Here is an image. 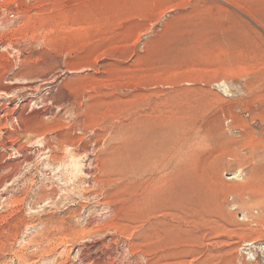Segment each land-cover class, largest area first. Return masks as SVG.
Segmentation results:
<instances>
[{
  "label": "rangeland",
  "instance_id": "obj_1",
  "mask_svg": "<svg viewBox=\"0 0 264 264\" xmlns=\"http://www.w3.org/2000/svg\"><path fill=\"white\" fill-rule=\"evenodd\" d=\"M263 20L264 0H0V264H264ZM158 193L176 206L147 212Z\"/></svg>",
  "mask_w": 264,
  "mask_h": 264
},
{
  "label": "bare ground",
  "instance_id": "obj_2",
  "mask_svg": "<svg viewBox=\"0 0 264 264\" xmlns=\"http://www.w3.org/2000/svg\"><path fill=\"white\" fill-rule=\"evenodd\" d=\"M263 12V11H262ZM258 21V20H257ZM264 21V20H263ZM261 26V25H260ZM218 87H222V88H224V89H226V90H228L229 91V88L225 85V83H221V84H218ZM159 107V106H158ZM156 109H157V107H156ZM158 110H161L160 108H158ZM101 111V110H100ZM176 112V111H175ZM179 113V115H180V113L181 112H178ZM177 113V114H178ZM158 116H160V114L158 115ZM176 116H178V115H176ZM163 117V116H162ZM166 118V117H165ZM158 119V118H157ZM167 119V118H166ZM157 121V120H156ZM144 122H146V125H145V127L147 126H150V129L152 128V130H153V133L154 134H156V131L157 130H159L160 131V127L163 125V123H165L164 122V119L162 118L161 120H159V122H151L150 121V123H148L149 121H144ZM172 122H173V120H172ZM170 123H171V121H170ZM173 123H175V122H173ZM172 123V124H173ZM178 123H180V122H178L177 120H176V123L175 124H178ZM171 125V126H175V127H177V125ZM168 126V125H167ZM139 127V126H138ZM141 127V126H140ZM163 127V126H162ZM164 127H166V125H164ZM170 127V126H169ZM144 128V127H143ZM173 128V127H172ZM141 128H139V130H140ZM144 129H146V128H144ZM34 130V129H33ZM143 130V129H142ZM151 131V130H150ZM138 132V131H137ZM146 132H147V130H146ZM152 133V134H153ZM137 134V133H136ZM139 134H141V133H139ZM151 134V133H150ZM151 134V136H153ZM161 134V133H160ZM147 135V134H146ZM149 135V134H148ZM147 135V136H148ZM140 137V136H139ZM157 137V136H156ZM142 138V137H141ZM148 138V137H147ZM70 140L69 139H62V140H60V142H58V145L62 148L63 146H66L67 144H68V142H69ZM156 141V140H155ZM148 142V141H147ZM144 143V142H143ZM142 144V143H141ZM160 148V147H159ZM163 149V148H162ZM60 150V149H59ZM72 154H73V152H72ZM78 157V156H77ZM79 159V158H78ZM98 160V159H97ZM70 162V161H69ZM70 164V163H69ZM97 167H98V170H99V175H101V174H104V171L106 170V172L107 171H110V167L108 166L109 165V162H107V161H104V162H102V161H98V163H97ZM158 168V167H157ZM97 169V168H96ZM97 170V171H98ZM64 171H66V172H69V176H72L73 178H76L78 175H80L81 173H82V171H81V167H80V164H79V162H73L71 165H68V168L66 167V169L64 170ZM96 171V172H97ZM101 173V174H100ZM68 174V173H67ZM92 177H94V176H92ZM100 177V176H99ZM240 177V172H237L236 174H234L233 176H232V178H230L229 180H235V179H238ZM96 178V177H95ZM70 181V180H69ZM98 183H100V184H103V185H106L107 184V182H109L108 180H107V176H106V178L105 179H97L96 180ZM68 182V181H67ZM73 182V181H72ZM147 184V183H146ZM132 187H134V186H132ZM242 192V191H241ZM52 194V193H51ZM195 195H194V197L191 199V202H192V207H193V209H198V210H201L203 213H204V215L205 216H207V215H209L210 213H211V211H212V207H211V198H210V196L209 195H206V194H204V193H197V192H195L194 193ZM70 195V194H69ZM51 196V195H50ZM82 196V195H81ZM104 196V195H103ZM146 196V195H145ZM149 197V196H148ZM51 198V197H50ZM133 198V197H132ZM185 198V197H184ZM187 198H189V196H187L186 197V199ZM125 200V199H124ZM139 202V201H138ZM140 203V202H139ZM142 203H144V207H146L147 209H146V211L147 212H151V211H153V212H157V211H160L161 209H164L165 207L167 208V206L169 207V208H173V207H175L176 205H175V202L174 201H172V200H170V199H167L166 198V196H162L160 193H158V195L157 196H155L154 198H152V199H149V198H146L145 197V199H143V201H142ZM151 204H154V206L153 207H150L151 206ZM123 208V207H122ZM183 209H184V207H183ZM136 211V210H135ZM138 214V213H137ZM207 214V215H206ZM129 215V214H128ZM125 216H127V214L125 215ZM205 216H203L204 218H205ZM202 217V219H204ZM61 222H62V220H60ZM61 222H59V223H55V228H56V230H57V235L61 238V239H63L64 240V238H68L67 237V235L65 234V233H67L66 231H68V230H66L65 231V227L63 228V226H62V223ZM44 224V223H43ZM52 225H53V222H52V220H51V218H50V228L52 227ZM63 228V229H62ZM106 228V227H105ZM104 228V229H105ZM98 230V229H97ZM47 231V230H46ZM51 232V231H50ZM76 232V231H75ZM75 232H73V234H72V231L71 232H69V234L71 233V235H70V237H72L73 239H71V240H77V239H81L82 240V238L84 237L83 235H81L80 233H75ZM83 233V232H82ZM80 234V235H79ZM47 236V235H46ZM54 234H52V233H50V240L52 239L53 240V238H54ZM57 236V237H58ZM85 238V237H84ZM55 239H56V237H55ZM70 240V241H71ZM254 245V242H252V243H247L246 244V247H252ZM262 249V248H261ZM257 259V258H256ZM254 262H256V261H254ZM257 263V262H256Z\"/></svg>",
  "mask_w": 264,
  "mask_h": 264
},
{
  "label": "built area",
  "instance_id": "obj_3",
  "mask_svg": "<svg viewBox=\"0 0 264 264\" xmlns=\"http://www.w3.org/2000/svg\"><path fill=\"white\" fill-rule=\"evenodd\" d=\"M243 117H244L245 119H250L248 113H245V114L243 115ZM256 123H257V121H253L251 124H256ZM224 124H225V126L227 127V126H229V125L231 124V121L228 120V119H226V120L224 121Z\"/></svg>",
  "mask_w": 264,
  "mask_h": 264
}]
</instances>
